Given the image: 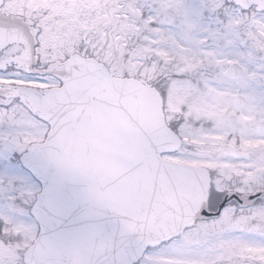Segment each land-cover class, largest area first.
I'll return each mask as SVG.
<instances>
[{"label": "snow or ice", "instance_id": "6c2138e0", "mask_svg": "<svg viewBox=\"0 0 264 264\" xmlns=\"http://www.w3.org/2000/svg\"><path fill=\"white\" fill-rule=\"evenodd\" d=\"M0 264H264V0H0Z\"/></svg>", "mask_w": 264, "mask_h": 264}]
</instances>
